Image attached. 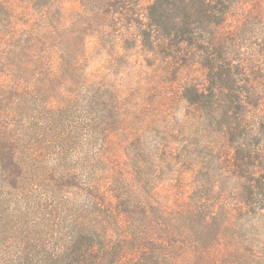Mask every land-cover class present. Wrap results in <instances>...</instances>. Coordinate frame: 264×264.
Listing matches in <instances>:
<instances>
[{"label":"trees","instance_id":"1","mask_svg":"<svg viewBox=\"0 0 264 264\" xmlns=\"http://www.w3.org/2000/svg\"><path fill=\"white\" fill-rule=\"evenodd\" d=\"M135 55L176 153L116 92ZM0 70V264H264V0H0Z\"/></svg>","mask_w":264,"mask_h":264},{"label":"rangeland","instance_id":"2","mask_svg":"<svg viewBox=\"0 0 264 264\" xmlns=\"http://www.w3.org/2000/svg\"><path fill=\"white\" fill-rule=\"evenodd\" d=\"M152 70L143 65V58L135 55L132 58V64L125 71L114 79L117 94L126 99L127 105L135 109L138 115L146 123L152 122L154 126L163 128L169 132L171 129L173 135L168 137L170 147L174 153L178 147H186V143H178V140H184L181 134V127L186 124L188 109L185 104H181L177 98V92L171 88V83H161L159 79L153 78ZM6 75V71L0 70V80ZM152 80V81H151ZM157 82V84H156ZM146 111H149V118L155 122H147ZM187 125V124H186ZM160 136L156 132L150 136L153 143H160ZM176 158L175 154H172ZM189 167L188 161L186 162ZM160 178L161 202L170 203L174 207L180 205V200L188 199L191 191L188 183L191 181L189 174L180 167L173 165L163 170Z\"/></svg>","mask_w":264,"mask_h":264}]
</instances>
